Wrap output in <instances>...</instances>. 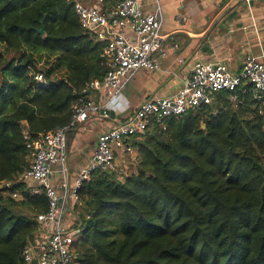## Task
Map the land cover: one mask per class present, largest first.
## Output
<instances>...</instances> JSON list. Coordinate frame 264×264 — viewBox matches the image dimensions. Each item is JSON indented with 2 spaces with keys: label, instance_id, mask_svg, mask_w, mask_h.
<instances>
[{
  "label": "trees",
  "instance_id": "16d2710c",
  "mask_svg": "<svg viewBox=\"0 0 264 264\" xmlns=\"http://www.w3.org/2000/svg\"><path fill=\"white\" fill-rule=\"evenodd\" d=\"M104 46L74 0H0V184L29 168V142L69 125ZM127 145L131 173L95 170L76 191L74 264H264V102L249 84ZM47 209L23 184L0 190V264H26Z\"/></svg>",
  "mask_w": 264,
  "mask_h": 264
},
{
  "label": "built area",
  "instance_id": "2783aa9c",
  "mask_svg": "<svg viewBox=\"0 0 264 264\" xmlns=\"http://www.w3.org/2000/svg\"><path fill=\"white\" fill-rule=\"evenodd\" d=\"M111 1L107 17L100 7H88L74 0V12L81 28L105 44L102 57L107 71L102 80L89 82L85 90L89 94L100 93L104 103L96 104L90 95L86 96L75 107L69 125L42 134L27 144L30 166L18 180L13 184H0V190L23 184L30 194H44L48 201L47 211L36 217L38 233L33 242L24 247L23 258L26 264H74L72 245L79 234V230L72 227L76 191L95 170L117 174L116 154L130 150L127 143L131 138L143 136L154 124L164 129L169 120L197 107L209 105L216 93H233L242 84H249L256 99L264 102V52L257 56H246L242 69L237 73H231L221 63L196 62L173 96L145 100L126 122L100 134L88 164L78 172L72 186L64 180L59 193L49 183V179L57 164L62 166L61 173H66L64 165L67 160L68 131L84 124L91 116H107L101 110L112 109V102L118 98L124 83L135 72H152L159 68L154 55L160 52L163 39L160 18L156 13L144 10L145 4L151 0ZM244 1L248 5L250 0ZM35 79L40 83L43 81L41 76ZM10 193L15 199L21 196L17 190Z\"/></svg>",
  "mask_w": 264,
  "mask_h": 264
},
{
  "label": "crops",
  "instance_id": "0c3cea01",
  "mask_svg": "<svg viewBox=\"0 0 264 264\" xmlns=\"http://www.w3.org/2000/svg\"><path fill=\"white\" fill-rule=\"evenodd\" d=\"M88 7L98 6L108 14L112 1L75 0ZM237 0H151L144 6L147 12L160 18L163 36L160 52L155 53L158 70H138L124 83L112 102L114 117L98 114L73 127L66 137V173L61 164L53 167L49 183L60 193L66 180L71 186L78 172L90 161L100 134L126 122L132 112L147 99L173 96L187 78L196 62L221 63L231 73L239 72L244 58L264 52V0H250L236 7ZM251 3V5H249ZM236 16L221 26L230 13ZM96 104L104 103L101 94H90ZM79 131L80 135L74 134ZM90 136L84 138L83 132ZM135 150L125 154L131 155ZM116 154V160L119 158ZM136 156V154H135ZM133 154V161L135 159ZM31 160V159H30Z\"/></svg>",
  "mask_w": 264,
  "mask_h": 264
},
{
  "label": "rangeland",
  "instance_id": "374dc122",
  "mask_svg": "<svg viewBox=\"0 0 264 264\" xmlns=\"http://www.w3.org/2000/svg\"><path fill=\"white\" fill-rule=\"evenodd\" d=\"M243 3L245 4V1H243ZM78 134L80 135V132L79 131H76L74 132V134ZM90 136V133L89 132H83V137L86 138V137H89ZM120 154V153H119ZM134 156L136 154L133 153ZM133 154L131 155H126L125 153H121L119 155V158H117V160L115 161L116 162V170L117 171V175L118 176H124L125 174H129L131 173L133 170H134V161H133ZM136 157V156H135Z\"/></svg>",
  "mask_w": 264,
  "mask_h": 264
},
{
  "label": "water",
  "instance_id": "95a60500",
  "mask_svg": "<svg viewBox=\"0 0 264 264\" xmlns=\"http://www.w3.org/2000/svg\"><path fill=\"white\" fill-rule=\"evenodd\" d=\"M243 1H244V0H237V2L235 3V6H236V7L241 6V5L243 4ZM249 5H251V3H250ZM236 14H237V11H234V12L230 13L229 15H227V16L221 21V26L224 25L226 22L231 21V20L236 16ZM37 33L40 34V35H43V34H44V29H43V27H42L40 30H38ZM101 113H105L107 116H110L111 118L114 117V113H113V111H111V110H101ZM202 128H204V126H202Z\"/></svg>",
  "mask_w": 264,
  "mask_h": 264
}]
</instances>
